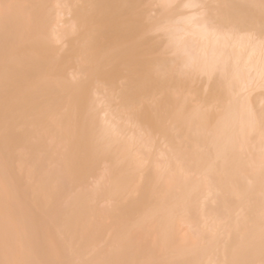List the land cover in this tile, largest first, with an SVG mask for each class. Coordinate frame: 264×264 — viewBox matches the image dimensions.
<instances>
[{
	"label": "bare ground",
	"instance_id": "6f19581e",
	"mask_svg": "<svg viewBox=\"0 0 264 264\" xmlns=\"http://www.w3.org/2000/svg\"><path fill=\"white\" fill-rule=\"evenodd\" d=\"M0 264H264V0H0Z\"/></svg>",
	"mask_w": 264,
	"mask_h": 264
}]
</instances>
